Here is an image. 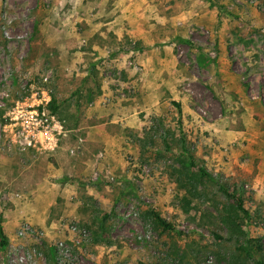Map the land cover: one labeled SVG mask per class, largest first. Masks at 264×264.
<instances>
[{
	"label": "rangeland",
	"instance_id": "rangeland-1",
	"mask_svg": "<svg viewBox=\"0 0 264 264\" xmlns=\"http://www.w3.org/2000/svg\"><path fill=\"white\" fill-rule=\"evenodd\" d=\"M39 89L68 134L38 156L0 128V264H58L60 240L65 264H256L248 238L264 256V0H0V91Z\"/></svg>",
	"mask_w": 264,
	"mask_h": 264
},
{
	"label": "built area",
	"instance_id": "built-area-1",
	"mask_svg": "<svg viewBox=\"0 0 264 264\" xmlns=\"http://www.w3.org/2000/svg\"><path fill=\"white\" fill-rule=\"evenodd\" d=\"M48 77H44L46 81ZM50 90L39 89L32 91L21 99H14L6 90L0 91V109L4 110V123L0 128L4 132L2 148L8 151L33 152L35 155L52 152L57 147L60 138L68 134L63 120H60L51 110ZM85 237V230L77 226L72 227ZM32 232L29 225L20 228L18 235L24 236ZM58 264H65L69 256V247L65 241L56 243ZM8 264H34L32 254L23 253L16 246L10 247L6 252Z\"/></svg>",
	"mask_w": 264,
	"mask_h": 264
},
{
	"label": "trees",
	"instance_id": "trees-1",
	"mask_svg": "<svg viewBox=\"0 0 264 264\" xmlns=\"http://www.w3.org/2000/svg\"><path fill=\"white\" fill-rule=\"evenodd\" d=\"M55 104H56V100H55V98H52L51 102L49 104V107L54 112L57 110ZM221 190H223L227 194H230V193H228L229 188H227L225 185L221 186ZM237 209L239 211H241L243 213V215H245L247 217L249 216L248 215L249 213L244 208L241 199H238V201H237ZM152 213L156 217L158 222L161 225H163V227L172 228V225L169 224V223H166L157 213H155V212H152ZM7 244H8V238L6 237V235L4 233V229H3V227L0 224V248L1 249H5ZM247 244H248V248L246 250H247L249 256H251V255L254 256V254H255L257 256L256 264H264V256H263V253H262L263 250H262L261 244L259 243V240L258 239H253V238H248L247 239Z\"/></svg>",
	"mask_w": 264,
	"mask_h": 264
},
{
	"label": "crops",
	"instance_id": "crops-1",
	"mask_svg": "<svg viewBox=\"0 0 264 264\" xmlns=\"http://www.w3.org/2000/svg\"><path fill=\"white\" fill-rule=\"evenodd\" d=\"M167 83L163 82H158V80L152 79L150 81V86L151 92L148 95V108L152 111L153 114L158 112L160 107L165 104V98H163V102H161V96L164 95L165 91L167 90L168 87ZM162 90V93H161ZM264 144V143H263ZM9 155H5V153L0 152V173L7 172L10 170V165L12 164V159L8 157ZM264 164V160L262 161ZM1 177V175H0Z\"/></svg>",
	"mask_w": 264,
	"mask_h": 264
}]
</instances>
